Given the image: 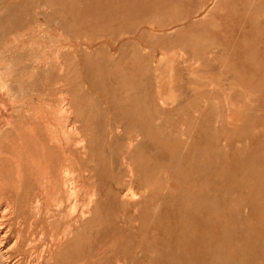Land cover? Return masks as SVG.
I'll list each match as a JSON object with an SVG mask.
<instances>
[{"label": "rangeland", "instance_id": "obj_1", "mask_svg": "<svg viewBox=\"0 0 264 264\" xmlns=\"http://www.w3.org/2000/svg\"><path fill=\"white\" fill-rule=\"evenodd\" d=\"M0 59V264H264V0H0Z\"/></svg>", "mask_w": 264, "mask_h": 264}, {"label": "bare ground", "instance_id": "obj_2", "mask_svg": "<svg viewBox=\"0 0 264 264\" xmlns=\"http://www.w3.org/2000/svg\"><path fill=\"white\" fill-rule=\"evenodd\" d=\"M57 22H58V21H57ZM33 40H35V39H33ZM51 45H52V44H51ZM32 46H33V45H32ZM40 47H41V46H40ZM33 48H34V47H33ZM35 48H36V47H35ZM46 48H47V47H46ZM50 48H51V47H50ZM7 49H8V48H7ZM36 49H37V48H36ZM36 49H35V50H36ZM48 49H49V48H48ZM58 49H59V48H58ZM32 50H33V49H32ZM32 50H31V52H32ZM39 50H40V49H39ZM5 51H6V50H5ZM59 51H60V50H59ZM59 51H58V52H59ZM4 53H5V52H4ZM10 53H11V51H10ZM12 53H14V52H12ZM29 53H30V52H29ZM35 53H36V51H35ZM59 53H60V52H59ZM30 54H31V53H30ZM55 54H56V53H55ZM57 54H58V53H57ZM13 55H14V54H13ZM13 55H12V56H13ZM49 55H50V54H49ZM1 56H2V55H1ZM38 56H39V54H38ZM58 56L60 57V55H58ZM59 57H58V58H59ZM50 58H51V57H50ZM50 58H49V59H50ZM1 59H2V61H3L4 58H1ZM1 59H0V60H1ZM33 59H34V58H33ZM59 59H60V58H59ZM19 60H20V59H19ZM38 60H40V59H38ZM57 60H58V59H57ZM15 61H16V60H15ZM35 61H36V58H35L34 62H35ZM59 61H60V60H59ZM7 62H8V61H7ZM41 62H42V61H41ZM0 63H1V61H0ZM35 63H36V62H35ZM7 64L9 65V63H6V65H7ZM11 64H12V63H11ZM11 64H10V66H11ZM16 64H18V62H17ZM16 64H14V62H13L12 65H16ZM65 64H66V63H65ZM3 65H4V64H3ZM47 65H48V64H47ZM33 66H34V65H33ZM35 66H36V65H35ZM63 66H64V64H63ZM1 67H2V66H1ZM5 67H6V66H5ZM17 67H18V66H17ZM46 67H47V66H46ZM13 68H15V67L13 66ZM18 68H19V67H18ZM40 68H41V67H40ZM6 69H7V68H6ZM9 69H10V68H8V72L10 71ZM16 69H17V68H16ZM16 69H15V70H16ZM24 69H25V68H24ZM36 69H37V67H36ZM42 69H43V67H42ZM4 70H5V69H4ZM44 70H45V69H44ZM62 70H63V69H62ZM62 70H61V72H62ZM6 71H7V70H6ZM6 71H4V73H5ZM12 71H14V69H13ZM26 71H28V70H26ZM26 71H25V72H26ZM34 71H35V70H34ZM37 71H38V70H37ZM10 72H11V71H10ZM14 72H15V71H14ZM30 72H31V71H30ZM61 72H60V73H61ZM67 72H68V71H67ZM32 73H33V71H32ZM34 73H36V72H34ZM34 73H33V75H35ZM51 73H52V72H51ZM23 74H24V73H23ZM47 74H48V73H47ZM47 74H46V76H47ZM1 75L3 76L4 74H3V73H2V74L0 73V80L2 79V76H1ZM20 75H21V74H20ZM26 75H27V74H26ZM28 75H29V74H28ZM33 75H32V76H33ZM49 75H50V73H49ZM4 76H5V75H4ZM4 76H3V77H4ZM32 76H31V77H32ZM10 77H11V76H10ZM28 77H29V76H28ZM28 77H27V78H28ZM7 78H8V75H7ZM7 78L5 77V79H7ZM20 78H22V77H20ZM5 79H2V80L5 81ZM18 79H19V78H18ZM2 80H1V81H2ZM22 80H23V79H22ZM32 80H33V79H32ZM32 80H31V81H32ZM46 80H48V79H46ZM1 81H0V82H1ZM15 81L17 82V80H15ZM8 82H9V81H8ZM8 82H7V83H8ZM10 82H11V81H10ZM18 82H19V81H18ZM20 82H21V81H20ZM46 82H47V81H46ZM1 83H2V82H1ZM4 83H5V82H4ZM65 83H66V82H65ZM8 84H9V83H8ZM15 84H16V83H15ZM21 84H22V82H21ZM56 84H57V83H56ZM2 85L5 86V84H2ZM19 85H20V84H19ZM19 85H18V86H19ZM45 85H46V84H45ZM66 85H67V84H66ZM66 85H65L64 87H66ZM4 86H3V87H4ZM6 86H8V85H6ZM46 86H47V85H46ZM46 86H44V87H46ZM67 87H68V86H67ZM7 88H8V87H7ZM20 88H21V87H20ZM22 88H23V87H22ZM4 89H5V88H4ZM9 89H10V88H9ZM11 89H12V87H11ZM24 89H27V88L24 87ZM47 89H48V88H47ZM21 90H22V89H21ZM21 90H20V91H21ZM27 90H28V89H27ZM12 91H13V90H12ZM12 91L10 90L11 93H12ZM20 91H19V92H20ZM25 91H26V90H25ZM42 91H43V90H41L40 92H42ZM45 91H46V90H45ZM14 92H15V91H14ZM23 92H24V90H23ZM28 92H29V91H28ZM32 92H33V90H32ZM34 92H35V91H34ZM34 92H33V93H34ZM15 93H16V92H15ZM15 93H13V94H15ZM17 93H18V92H17ZM17 93H16V94H17ZM26 93H27V92H26ZM29 93H30V92H29ZM35 93H36V92H35ZM63 93H65V92L63 91ZM16 94H15V95H16ZM1 95H2V94H1ZM15 95H14V96H15ZM19 95H21V98H22V94H19ZM23 95H24V94H23ZM25 95L27 96V94H25ZM25 95H24V96H25ZM31 95H32V93H31ZM31 95H30V97H31ZM62 95H63V94H62ZM3 96H4V95H3ZM9 96H10V95H9ZM17 97H18V96H17ZM17 97H15V98H17ZM62 97H63V96H62ZM21 98H20V102H21V100H22ZM24 98H25V97H24ZM24 98H23V100H24ZM31 98H32V97H31ZM31 98H28V99L31 100ZM26 99H27V98H26ZM26 99H25L24 101H26ZM28 99H27V101H28ZM107 99H108V98H107ZM12 100H13V99L11 98L10 101H12ZM105 100H106V99H105ZM35 101H36V100H35ZM13 102H14V100H13ZM29 102H30V101H29ZM68 102H69V101H68ZM17 103L19 104V100H18ZM23 103H24V102H23ZM107 103H108V102H107ZM13 104H14V103H13ZM15 104H16V103H15ZM64 104H65V103H64ZM64 104H63V106L65 107ZM21 105H22V102H21ZM27 105H31V104H27ZM67 105H68V104H67ZM24 106H25V105H24ZM47 106H48V105H47ZM26 107H27V106H26ZM69 107H71V106H69ZM3 108H4V107H3ZM22 108H23V107H22ZM35 108H36V106H35ZM97 108H98V107H97ZM18 109H19V108H18ZM27 109H28V108H27ZM37 109H38V108H37ZM64 109H67V108L65 107ZM68 109H69V108H68ZM74 109H76V108H74ZM74 109H73V110H74ZM30 110H31V109H30ZM76 110H77V109H76ZM104 110H105V109H104ZM13 111H14V110H13ZM18 111H19V110H18ZM23 111H24V110H23ZM33 111H34V110H33ZM62 111H63V109H62ZM62 111H61V112H62ZM64 111H65V110H64ZM68 111H69V110H68ZM29 112H30V111H28V113H29ZM41 112H42V111H41ZM61 112H60V114L63 115V113H61ZM65 112H66V114H67V111H65ZM70 112H72V111H70ZM70 112H69V115H70ZM107 112H108V110H107ZM45 113H46V112H45ZM72 113H73V112H72ZM110 113H111V112H110ZM8 114H9V113H8ZM12 115H14V114H12ZM58 115H59V114H58ZM67 115H68V114H67ZM67 115H66V116H67ZM71 115H73V114H71ZM49 116H50V115H49ZM22 117H23V115H22ZM61 117H62V116H61ZM61 117H60V118H61ZM63 117H65V114H64ZM10 118H11V117H10ZM8 119H9V118H8ZM28 119H29V118H28ZM42 119H43V118H42ZM63 119H64V118H63ZM8 121H10V120H8ZM11 121H12V120H11ZM69 121H72V120H69ZM5 122H6V121H5ZM28 122H29V121H28ZM57 122H58V121H57ZM6 123H7V122H6ZM75 123L77 124V122H75ZM10 124H11V123H10ZM49 124H51L50 121H49ZM68 124H69V122L67 123V125H68ZM71 124H72V123H71ZM73 124H74V123H73ZM73 124H72V125H73ZM30 125H31V124H30ZM52 125H53V124H52ZM14 126H15V124H14ZM54 126H55V125H54ZM6 127H7V126H6ZM8 127H10V126H8ZM22 127H23V126H22ZM55 127H56V126H55ZM67 127L69 128V126H67ZM67 127H66V129H68ZM75 127H76V126H75ZM75 127H74V128H75ZM81 127H82V126H81ZM0 128H1V127H0ZM27 128H28V127H27ZM57 128H58V127H57ZM5 129H6V128H5ZM5 129H4V130H5ZM58 129H59V128H58ZM70 129H71V128H70ZM81 129H82V128H81ZM19 130H20V129H19ZM24 130H25V129H24ZM72 130H73V129H71V134H72ZM79 130H80V129H79ZM65 131H66V130H65ZM68 131H69V129L67 130V132H68ZM12 132H13V131H12ZM14 132H15V130H14ZM14 132H13V133H14ZM24 132H25V131H24ZM69 132H70V131H69ZM74 132L76 133V131H74ZM7 133H9V132H6V134L4 133V135H8ZM81 133H82V130H81ZM66 134H69V133H66ZM78 134H79V132H78ZM1 135H2V134H1ZM14 135H16V132H15ZM75 135H76V134H75ZM75 135H74V136H75ZM11 136H12V135H10V137H11ZM79 136H80V135H79ZM2 137H4V136H2ZM64 137H65V136H64ZM69 137H70V136H69ZM69 137H68V138H69ZM0 138H1V137H0ZM68 138H67V139H68ZM84 138H85V137H84ZM2 139H3V138H1L0 140H2ZM10 139H11V138H10ZM56 139H57V138H56ZM61 139H62V136H61ZM69 139H71V138H69ZM81 139H83V138L81 137ZM72 140H73V139H72ZM78 140H80V139H78ZM15 141H16V140H15ZM85 141H87V140L79 141V142H80V143L82 142L81 144L84 145L83 142H85ZM63 142H64V140H63ZM79 142H78V143H79ZM78 143H77V144H78ZM1 144H2V143H1ZM68 144H69V143H68ZM81 144H79V146H80ZM1 146H2V145H1ZM17 146H18V145H17ZM22 148H23V147H22ZM83 148H85V147H83ZM20 150L22 151V149H20ZM31 150H32V149H31ZM66 150H68V149H66ZM21 151H19V152H20V153H23V152H24V151H22V152H21ZM17 152H18V150H17ZM84 152H85V150H84ZM4 153H5V152H4ZM27 153H28V152H27ZM39 153H40V152H39ZM7 154H8V153H7ZM10 154L13 155L12 153H10ZM10 154H8V156H9ZM40 154H41V153H40ZM83 154H84V153H83ZM0 155H1V154H0ZM15 156H16V155H15ZM21 156H22V154H21ZM23 157H25L24 154H23ZM31 157H33V156H31ZM18 159H19V158H18ZM21 159H22V158H21ZM41 159H42V158H41ZM25 160H26V159H25ZM58 160H59V159H58ZM46 161H47V160H46ZM25 162L28 163L29 161H28V162L25 161ZM56 162H57V161H56ZM13 163H14V162H13ZM43 163H44V162H42V164H43ZM47 163H48V162H46V164H47ZM57 163H58V162H57ZM46 164H43V165L45 166ZM53 164H55V163H53ZM1 165H2V164H1ZM73 165H74V163H73ZM54 166H55V165H54ZM63 166H65V165H63ZM66 166H67V165H66ZM67 167H69V166H67ZM71 167H72V166H71ZM76 167H77V166H76ZM1 168H3V167H0V169H1ZM21 168H22V167H21ZM41 168H42V167H41ZM49 168H50V167H49ZM54 168H55V167H54ZM73 168H74V167H73ZM63 169H64V168H63ZM75 169H76V168H75ZM12 170H13V169H12ZM23 170H24V169H23ZM72 170H73V169H72ZM76 170H77V169H76ZM1 171H2V169H1ZM63 171H64V170H63ZM66 171H67V170H66ZM68 171H69V170H68ZM70 171H71V170H70ZM20 172H21V170H20ZM23 172H24V171H23ZM49 172H50V171H49ZM68 173H69V172H68ZM18 174H19V173H18ZM42 174H43V173H42ZM63 174H64V173H63ZM54 175H55V174H54ZM65 175L68 176L67 173H66ZM17 176H18V175H17ZM20 176H21V175H20ZM57 176H58V175H57ZM80 176H81V175H80ZM54 177H55V176H54ZM54 177H52V178L54 179ZM70 177H71V175H70ZM70 177H68V178L70 179ZM72 177H73V176H72ZM74 177H75V175H74ZM17 178H18V177H17ZM8 179H9V178H8ZM8 179H7V181H8ZM44 179H46V178H44ZM66 179H67V178H66ZM35 180H36V179H35ZM67 180H68V179H67ZM73 180H74V179H73ZM79 180H80V179H79ZM9 181H10V179H9ZM53 181H54V180H53ZM2 182H3V181H2ZM33 182H35V181L33 180ZM49 182H50V181H49ZM58 182L60 183V181H58ZM65 182H66V181H65ZM20 183H22V182H20ZM35 183H36V182H35ZM30 184H31V183H30ZM50 184H51V183H50ZM54 186H56V185H54ZM54 186H53V187H54ZM70 186H71V185H70ZM72 186H73V185H72ZM58 187H59V186H58ZM66 187H67V186H66ZM68 187H69V186H68ZM55 188H56V187H55ZM70 188H71V187H70ZM72 188H73V187H72ZM72 188H71V190H72ZM67 190H68V188H67ZM6 191H7V190H6ZM6 191H5V192H6ZM44 191H46V190H44ZM8 192H9V191H8ZM56 192H57V191H54V193H56ZM49 193H51V192H49ZM58 193H59V192H58ZM72 193H74V192H72ZM72 193H71V194H72ZM6 194H7V192H6ZM52 194H53V192H52ZM251 194H252V193H251ZM7 195H8V194H7ZM54 195H55V194H54ZM56 196H57V195H56ZM73 196H74V195H73ZM3 197H4V193H3ZM6 197H8V196H5V198H6ZM68 197H69V196H68ZM5 198H1V200H2V199L4 200ZM70 199H71V197H70ZM61 200H62V199H61ZM11 201H12V200H11ZM55 201H57V199H56ZM58 201H59V199H58ZM69 201H71V200H69ZM69 201H68V202H69ZM74 201H75V200H74ZM0 202H1V201H0ZM3 202H4V201H3ZM6 202H8V201H6ZM64 202H65V201H63V203H64ZM72 202H73V201H72ZM1 203H2V202H1ZM4 203H5V202H4ZM11 203H12V202H11ZM11 203H10V204H11ZM76 203H77V202H76ZM70 204H71V203H70ZM29 205H30V204H29ZM41 205H42V204H41ZM77 205H78V204H77ZM4 206H5V205H4ZM61 206H63V205H61ZM72 206H73V208H75L73 204H72L70 207L72 208ZM75 206H76V205H75ZM10 207H12V206H10ZM24 207H25V206H24ZM70 207H69V208H70ZM1 208H2V207H1ZM16 208H17V207H16ZM27 208H29V207H27ZM59 208H60V206H59ZM78 208H79V207H78ZM84 208H86V207H84ZM37 209L39 210V208H37ZM40 209H41V207H40ZM75 209H76V208H75ZM9 210H10V208L8 207V211H9ZM34 210H35V209H34ZM38 210H37V211H38ZM71 210H72V209H71ZM76 210L78 211V209H76ZM2 211H3V210H2ZM12 211H13V210H12ZM14 211H15V210H14ZM25 211H26V209H24L23 213H24ZM43 211H44V210H43ZM47 211H48V210H47ZM69 211H70V210H69ZM77 211H76V212H77ZM21 212H22V211H21ZM44 212H45V211H44ZM44 212H43V213H44ZM50 212H51V211H50ZM73 212H74V209H73ZM80 212H81V211H80ZM3 213H5V212L3 211ZM84 213H85V212H84ZM84 213H82V214H84ZM13 214H14V213H13ZM25 214H26V213H25ZM39 214H40V213H39ZM41 214H42V211H41ZM47 214H48V213H47ZM51 214H52V213H51ZM70 214H71V213H70ZM0 215H1V212H0ZM4 215H5V214H4ZM48 215H49V214H48ZM2 216H3V215H2ZM6 216H7V215H6ZM23 216H24V215H23ZM83 216H84V215H83ZM44 217H45V216H44ZM2 218H3V217H2ZM18 218H19V217H18ZM23 218H24V217H23ZM23 218H22V219H23ZM48 220H49V219H48ZM50 220H51V219H50ZM18 221H19V220H18ZM24 223H25V221H24ZM21 224H22V223H20V225H21ZM4 225H5V222H4ZM10 225H11V224H10ZM20 225H19V226H20ZM7 226H8V225H7ZM9 228H10V226H9ZM21 228H22V227H21ZM5 231L7 232L8 229H7V230L5 229ZM5 231L3 230V226H2V224H1V218H0V247H1V248H0V251L5 247V243H4V242H5L6 239L4 240V238H3V236H4V234H5V233H4ZM69 231H70V230L68 229V232H69ZM19 232H20V231H19ZM43 232H44V231H43ZM68 232L66 231V233H68ZM20 233H21V232H20ZM21 234H22V233H21ZM50 234H51V233H50ZM63 234H64V233H63ZM69 234H70V233H69ZM5 235H6V234H5ZM7 235H8V234H7ZM16 235H17V232H16ZM22 235H23V234H22ZM41 235H42V234H41ZM44 236H46V235H44ZM48 236H49V235H48ZM50 236H51V235H50ZM52 236H53V234H52ZM4 237H5V236H4ZM6 237H7V236H6ZM15 237H16V236H15ZM15 237H14V238H15ZM17 237H18V235H17ZM46 237H47V236H46ZM65 237H66V235H65ZM65 237H64V238H65ZM67 237H68V236H67ZM67 237H66V238H67ZM48 238H49V237H48ZM51 238H52V237H51ZM57 238H58V237H57ZM60 238H61V236H60ZM41 239H42V238H41ZM19 240H20V239H19ZM60 240H61V239H60ZM14 241H15V240H14ZM49 241H50V240H49ZM56 241L59 242L58 239H57ZM56 241L53 240V242H56ZM18 242H20V241H18ZM63 242H64V241H63ZM8 243H9V242H8ZM30 243H32V242H30ZM49 243H50V242H49ZM28 244H29V243H28ZM50 244H52V243H50ZM13 245H16V247H17V243H16V242H15V243L13 242L12 246H9V247L12 248ZM61 245H62V243H61ZM28 246H29V245H28ZM28 246H27V247H28ZM45 246H46V245H45ZM50 246H52V245H50ZM50 246H49V247H50ZM56 246H57V245H56ZM18 247H19V246H18ZM25 247H26V246H25ZM27 247H26V248H27ZM57 247H58V246H57ZM42 248H44V247H42ZM4 249H5V248H4ZM51 250H52V248H51ZM51 250H50V251H51ZM7 251H8V250H7ZM7 251H6V252H7ZM42 251H43V250H42ZM4 252H5V251H3V253H0V258H3L4 255H6V254H4ZM6 252H5V253H6ZM18 252H19V251H18ZM29 252H31V251H29ZM43 252H45V251H43ZM37 253H38V252H37ZM9 254H10V253H9ZM35 254H36V253H35ZM47 254H49V253L47 252ZM31 255H32V253H31ZM39 255H40V254H39ZM41 255L43 256V253H42ZM7 256H8V255H7ZM37 256H38V255H37ZM44 256H45V255H44ZM46 256H47V255H46ZM19 257H20V256H18V258H19ZM27 257H28V256H27ZM34 257H35V256H34ZM5 258H6V257H5ZM18 258H17V259H18ZM32 258H33V257H32ZM36 258H37V257H36ZM47 258H48V257H47ZM55 258H56V257H55ZM3 259H4V258H3ZM3 259H2V260H3ZM9 259H10V258H9ZM9 259H8V260H9ZM17 259H16V260H17ZM43 259H44V257H43ZM44 260H45V259H44ZM51 260H52V259H51ZM4 261H6V260H4ZM25 261H26V260H24V262H25ZM38 261H39V259H38ZM41 261H42V260H40V262H41ZM12 262H13V261H12ZM26 262H27V261H26ZM26 262H25V263H26ZM31 262H32V261H31ZM35 262H36V260H35ZM53 262H54V261H53ZM53 262H52V263H53ZM28 263H29V262H28ZM1 264H9V263H7V262H6V263H5V262H2ZM53 264H55V263H53Z\"/></svg>", "mask_w": 264, "mask_h": 264}]
</instances>
